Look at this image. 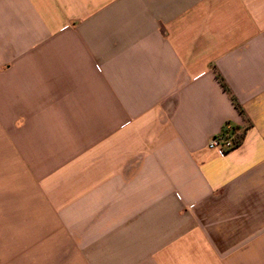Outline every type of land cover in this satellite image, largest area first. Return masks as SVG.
<instances>
[{
    "label": "crops",
    "instance_id": "1",
    "mask_svg": "<svg viewBox=\"0 0 264 264\" xmlns=\"http://www.w3.org/2000/svg\"><path fill=\"white\" fill-rule=\"evenodd\" d=\"M0 264H264V0H0Z\"/></svg>",
    "mask_w": 264,
    "mask_h": 264
},
{
    "label": "built area",
    "instance_id": "2",
    "mask_svg": "<svg viewBox=\"0 0 264 264\" xmlns=\"http://www.w3.org/2000/svg\"><path fill=\"white\" fill-rule=\"evenodd\" d=\"M244 131L245 129L227 125L220 134L211 138L208 142V149L229 152L237 147L236 140Z\"/></svg>",
    "mask_w": 264,
    "mask_h": 264
},
{
    "label": "trees",
    "instance_id": "3",
    "mask_svg": "<svg viewBox=\"0 0 264 264\" xmlns=\"http://www.w3.org/2000/svg\"><path fill=\"white\" fill-rule=\"evenodd\" d=\"M237 107L240 108V106L236 103ZM245 138V131L240 135V137L238 138V140H236V146L241 145V143L243 142Z\"/></svg>",
    "mask_w": 264,
    "mask_h": 264
}]
</instances>
